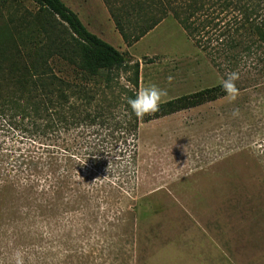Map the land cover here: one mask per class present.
I'll list each match as a JSON object with an SVG mask.
<instances>
[{
    "label": "rangeland",
    "instance_id": "1",
    "mask_svg": "<svg viewBox=\"0 0 264 264\" xmlns=\"http://www.w3.org/2000/svg\"><path fill=\"white\" fill-rule=\"evenodd\" d=\"M62 31L34 0H0L6 65L60 69L71 81L54 55ZM105 38L139 63L138 92L166 91L160 104L222 82L171 15L131 46L117 32ZM263 103L261 94L237 93L140 122L124 157L109 151L123 144L106 126L31 135L0 117V264H13L17 250L30 264H264ZM45 173L67 174L78 195L29 207L26 189L35 193ZM46 225L56 227L48 242L33 233Z\"/></svg>",
    "mask_w": 264,
    "mask_h": 264
},
{
    "label": "trees",
    "instance_id": "2",
    "mask_svg": "<svg viewBox=\"0 0 264 264\" xmlns=\"http://www.w3.org/2000/svg\"><path fill=\"white\" fill-rule=\"evenodd\" d=\"M34 1L64 27L55 40L54 55L65 61L72 80H65L60 69L55 72L50 67L13 61L6 65L0 60V117L14 120L22 133L46 134L58 126L65 131L80 126H106L115 133V141L123 144L109 151L124 157L127 151H132L127 141L129 137L135 138L140 122L226 97L221 82L168 100L160 104L157 112L137 118L127 100L138 92L139 63L129 62L125 53L88 31L61 0ZM103 3L125 46L135 44L171 15L195 46L205 52L222 81L235 72L237 93L261 94L264 98V0H127L120 5H110L105 0ZM122 73L128 74V86L118 92L114 84ZM70 179L63 173H45L41 180H36L40 184L35 193L31 187L26 189V203L35 209H48L52 203L45 196L63 191H73L72 195L77 196L79 189L73 185L80 183L73 181L69 185ZM53 228L56 227H37L33 233L48 242L55 232Z\"/></svg>",
    "mask_w": 264,
    "mask_h": 264
},
{
    "label": "clouds",
    "instance_id": "3",
    "mask_svg": "<svg viewBox=\"0 0 264 264\" xmlns=\"http://www.w3.org/2000/svg\"><path fill=\"white\" fill-rule=\"evenodd\" d=\"M237 79V74L233 72L229 73L222 81V90L229 100L234 99L237 94L235 83ZM166 94L165 90L153 85L137 92L134 97L128 98L127 104L137 118H143L145 115L159 110L161 99ZM13 264H24L23 253L20 250L13 254Z\"/></svg>",
    "mask_w": 264,
    "mask_h": 264
},
{
    "label": "crops",
    "instance_id": "4",
    "mask_svg": "<svg viewBox=\"0 0 264 264\" xmlns=\"http://www.w3.org/2000/svg\"><path fill=\"white\" fill-rule=\"evenodd\" d=\"M61 1L77 15V17L84 26L85 23L86 25H88L85 26L86 29L88 27V29L91 30V33L95 34L99 38H102L104 41H108L105 38V36H107V33L117 32L113 24V21L109 15V12L107 10V7L105 6L102 0H61ZM98 24L103 26V29L101 30L97 29L99 26Z\"/></svg>",
    "mask_w": 264,
    "mask_h": 264
}]
</instances>
